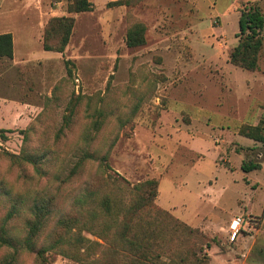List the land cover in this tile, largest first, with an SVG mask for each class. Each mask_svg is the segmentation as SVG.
I'll list each match as a JSON object with an SVG mask.
<instances>
[{
	"label": "rangeland",
	"instance_id": "rangeland-1",
	"mask_svg": "<svg viewBox=\"0 0 264 264\" xmlns=\"http://www.w3.org/2000/svg\"><path fill=\"white\" fill-rule=\"evenodd\" d=\"M72 1L0 0V34L15 44L13 59L0 58V130L12 131L0 140V227L22 239L36 198L53 199L54 221L103 173L131 184L154 179L158 207L216 240L210 264H264V143L241 132L264 125V49L256 71L230 60L241 10L264 12V0H90L91 11L70 13ZM63 16L75 19L70 42L47 52L45 29ZM138 23L146 43L128 47ZM25 147L44 159L46 175L11 161ZM84 152L108 157V166L87 163L71 177ZM245 162L262 168L245 173ZM19 196L28 206L6 223ZM9 261L39 264L0 244V264Z\"/></svg>",
	"mask_w": 264,
	"mask_h": 264
},
{
	"label": "trees",
	"instance_id": "trees-1",
	"mask_svg": "<svg viewBox=\"0 0 264 264\" xmlns=\"http://www.w3.org/2000/svg\"><path fill=\"white\" fill-rule=\"evenodd\" d=\"M58 2L59 0H54ZM90 0H73L70 13L92 10ZM75 26L71 16L53 18L45 29L44 50L63 53L67 48ZM147 28L143 24L133 25L127 33L128 47H140L146 43ZM238 45L232 50V64L248 71L259 68L264 49V12L256 4H247L241 10ZM14 37L12 33L0 34V58H14ZM73 111L65 118L69 126ZM1 129L0 140L8 141V133ZM25 146L29 143L27 131ZM242 134L264 143V125L245 127ZM11 161L21 165H32L40 175H46L44 159L29 153L26 147L20 155L9 154ZM98 162L101 169L107 167L108 157H96L84 152L76 163L71 177L79 174L87 163ZM259 162H245V173L260 170ZM60 176V174H59ZM100 181L103 182V186ZM159 182L150 179L131 184L120 176L103 173L101 180L79 195L71 211L53 221L54 201L36 198L32 218L26 223V234L22 239L2 225L0 244L7 248L21 247L36 255L39 264H49V252L87 264H210L208 251L215 239H210L199 228H194L156 204ZM30 199L19 196L6 218L9 223L22 206H28ZM50 231L41 249L38 242ZM85 233L98 238L91 240ZM3 264H13L12 261Z\"/></svg>",
	"mask_w": 264,
	"mask_h": 264
},
{
	"label": "built area",
	"instance_id": "built-area-1",
	"mask_svg": "<svg viewBox=\"0 0 264 264\" xmlns=\"http://www.w3.org/2000/svg\"><path fill=\"white\" fill-rule=\"evenodd\" d=\"M241 222H242L241 219H238L237 221H234V223L232 224L231 228L234 231L233 238L236 237L238 232V226H240Z\"/></svg>",
	"mask_w": 264,
	"mask_h": 264
}]
</instances>
